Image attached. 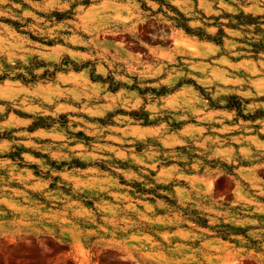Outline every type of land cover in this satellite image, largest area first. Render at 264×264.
<instances>
[{
  "label": "rangeland",
  "instance_id": "1",
  "mask_svg": "<svg viewBox=\"0 0 264 264\" xmlns=\"http://www.w3.org/2000/svg\"><path fill=\"white\" fill-rule=\"evenodd\" d=\"M0 264H264V0H0Z\"/></svg>",
  "mask_w": 264,
  "mask_h": 264
},
{
  "label": "trees",
  "instance_id": "2",
  "mask_svg": "<svg viewBox=\"0 0 264 264\" xmlns=\"http://www.w3.org/2000/svg\"><path fill=\"white\" fill-rule=\"evenodd\" d=\"M188 32H190V28H187L186 29ZM221 35V36H225L224 34H223V31H219L218 33H217V35ZM213 41H216L217 43H221V40L220 39H217V38H213L212 39Z\"/></svg>",
  "mask_w": 264,
  "mask_h": 264
}]
</instances>
